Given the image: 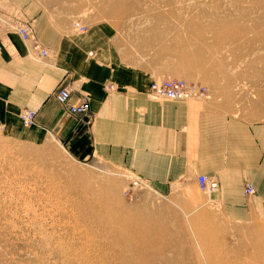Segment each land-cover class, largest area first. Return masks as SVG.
I'll use <instances>...</instances> for the list:
<instances>
[{
  "label": "rangeland",
  "instance_id": "rangeland-1",
  "mask_svg": "<svg viewBox=\"0 0 264 264\" xmlns=\"http://www.w3.org/2000/svg\"><path fill=\"white\" fill-rule=\"evenodd\" d=\"M2 5L34 27L47 11L67 31L103 32L125 69L205 86V96L189 100L264 125V0ZM23 110L0 123V264H264V182L244 184L245 209L236 214L216 200L219 189L165 194L93 155L87 135L75 139L77 150L25 125ZM250 184L254 194L246 192Z\"/></svg>",
  "mask_w": 264,
  "mask_h": 264
},
{
  "label": "crops",
  "instance_id": "crops-1",
  "mask_svg": "<svg viewBox=\"0 0 264 264\" xmlns=\"http://www.w3.org/2000/svg\"><path fill=\"white\" fill-rule=\"evenodd\" d=\"M21 19L0 6V123L32 110L37 126L77 150L75 139L89 136L93 155L165 194L196 188L206 174L218 182L216 200L234 214L244 212V184L264 182V125L199 101L157 96L153 80L125 69L103 32L75 34L45 11L24 40L18 26L29 21ZM66 86L69 104L89 98V118L71 115L58 101Z\"/></svg>",
  "mask_w": 264,
  "mask_h": 264
},
{
  "label": "built area",
  "instance_id": "built-area-1",
  "mask_svg": "<svg viewBox=\"0 0 264 264\" xmlns=\"http://www.w3.org/2000/svg\"><path fill=\"white\" fill-rule=\"evenodd\" d=\"M75 27L80 30H86V25L81 24V22H75ZM20 35L24 40H29L34 34V26L31 22H24L19 27ZM37 48H40L36 44ZM43 55H47L46 50H41ZM151 89L154 94L162 98L170 100H189L197 96H205L207 89L205 86H198L191 84L184 79L180 78H168L163 80H154L151 84ZM71 96L70 88L63 87L57 93L56 97L58 101L67 106L68 111L73 116H78L81 118H89L91 116V103L89 98H84L77 104H69V99ZM22 121L25 125L35 124V112L29 109L23 110L21 113ZM198 185L201 190L205 192H213L218 189V182L211 179L206 174H200L198 176ZM246 192L248 194H254L255 188L252 184L246 187Z\"/></svg>",
  "mask_w": 264,
  "mask_h": 264
},
{
  "label": "bare ground",
  "instance_id": "bare-ground-1",
  "mask_svg": "<svg viewBox=\"0 0 264 264\" xmlns=\"http://www.w3.org/2000/svg\"><path fill=\"white\" fill-rule=\"evenodd\" d=\"M22 37V36H21ZM78 170V169H77ZM78 174L80 175V176H86V175H88V173L85 171V170H78ZM257 191V190H256ZM166 231V229H165V227H159V232H160V234L163 236V234H164V232ZM182 241H183V239H182ZM151 246V243H149V242H147V243H145V247L147 248L148 246ZM143 249V248H142ZM139 252H140V254L143 256V255H149L148 253H147V251L146 250H138ZM145 251V252H144ZM143 257H146V256H143ZM148 258H150V256H148ZM154 259H146L144 262L146 263V261H148V263L149 264H154V261H153ZM147 264V263H146Z\"/></svg>",
  "mask_w": 264,
  "mask_h": 264
}]
</instances>
